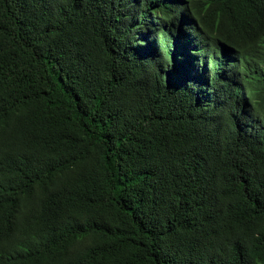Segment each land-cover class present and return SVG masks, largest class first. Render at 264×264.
Instances as JSON below:
<instances>
[{"label": "trees", "instance_id": "1", "mask_svg": "<svg viewBox=\"0 0 264 264\" xmlns=\"http://www.w3.org/2000/svg\"><path fill=\"white\" fill-rule=\"evenodd\" d=\"M0 264H264V0H0Z\"/></svg>", "mask_w": 264, "mask_h": 264}]
</instances>
